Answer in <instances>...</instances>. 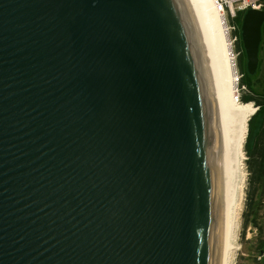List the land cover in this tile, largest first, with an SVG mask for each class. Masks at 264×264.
I'll return each instance as SVG.
<instances>
[{
	"label": "water",
	"instance_id": "1",
	"mask_svg": "<svg viewBox=\"0 0 264 264\" xmlns=\"http://www.w3.org/2000/svg\"><path fill=\"white\" fill-rule=\"evenodd\" d=\"M228 165L194 0H0V264H223Z\"/></svg>",
	"mask_w": 264,
	"mask_h": 264
},
{
	"label": "bare ground",
	"instance_id": "2",
	"mask_svg": "<svg viewBox=\"0 0 264 264\" xmlns=\"http://www.w3.org/2000/svg\"><path fill=\"white\" fill-rule=\"evenodd\" d=\"M194 1L205 28L219 79L228 132V175L231 171L234 174L244 162L243 150L247 138L248 124L250 118L256 113V108L253 103L244 104L237 99L240 93V78L238 76L236 55L226 16L218 12L215 0ZM234 194L235 191L229 187L228 180V233L223 264H232L231 254L235 249L231 237L234 222L233 209L236 202Z\"/></svg>",
	"mask_w": 264,
	"mask_h": 264
},
{
	"label": "rangeland",
	"instance_id": "3",
	"mask_svg": "<svg viewBox=\"0 0 264 264\" xmlns=\"http://www.w3.org/2000/svg\"><path fill=\"white\" fill-rule=\"evenodd\" d=\"M242 14L244 16L245 13ZM226 18L229 28L232 26L237 27V24L234 23L233 19H231V15L229 13L226 15ZM237 30L238 27L236 30L230 29V36L232 41L235 37L238 38L237 42L233 43V48L236 55L238 76L240 78L239 83L241 84L243 72L248 75L249 73L247 70V57L246 55H244V57L242 58V56L240 55L244 47L242 46V42L239 40L240 34L237 33ZM240 94L241 96H246L247 89H242L240 91ZM256 111L258 110L256 109ZM255 136V134L253 136L251 135L249 120L247 138L243 150L244 162L235 171L236 173L232 174L231 171L228 175L229 187L231 188V190L235 191L234 198L236 200L235 207L233 209L235 211H233V230L231 232L232 244L235 247L231 254L232 264H264V258L262 257V255H260V253L257 252V248L261 247V242L264 239V234L258 228V225L261 227L264 226V201L261 204V198H263V196H260L261 190L258 191L259 193L254 190L252 184V174L249 168V155L247 152V144L249 143L248 147L249 149H251L255 141ZM253 195H255L254 200L252 198ZM251 205H254L256 213L259 212V216L258 218L256 217V220H254L255 217L252 216L253 212L251 211L252 209H250ZM228 207L229 202L227 209ZM258 208H260L259 211Z\"/></svg>",
	"mask_w": 264,
	"mask_h": 264
},
{
	"label": "trees",
	"instance_id": "4",
	"mask_svg": "<svg viewBox=\"0 0 264 264\" xmlns=\"http://www.w3.org/2000/svg\"><path fill=\"white\" fill-rule=\"evenodd\" d=\"M243 14L239 13L234 23L237 24V33L240 34L241 38V25H242ZM239 40L241 41V39ZM241 43V42H240ZM243 46V45H242ZM242 58L245 55L244 49L240 53ZM260 61L258 66V71L254 76H250L243 72V78L241 79L240 86H244L247 89L246 96H242L241 101L243 103H253L255 106L259 107L256 114L250 119L251 135L255 136V141L253 147L249 149L247 144V152L249 155V168L252 174V184L255 191H260V196H263L261 204L264 199V26L262 29V42L260 45ZM259 193V192H258ZM253 200L255 195L252 196ZM253 212L252 216L256 220L259 216V212L256 213L254 205L250 206ZM260 208H258L259 211ZM255 213V214H254ZM257 217V218H256ZM259 230L264 234V226L258 225ZM257 252L264 256V239L261 242V247L257 248Z\"/></svg>",
	"mask_w": 264,
	"mask_h": 264
},
{
	"label": "built area",
	"instance_id": "5",
	"mask_svg": "<svg viewBox=\"0 0 264 264\" xmlns=\"http://www.w3.org/2000/svg\"><path fill=\"white\" fill-rule=\"evenodd\" d=\"M215 6L218 12L223 13L225 16L229 13L231 15V19H233L234 21V19L238 16L239 13H246L248 10L251 9H264V0H215ZM230 29L236 30L237 27L232 26L230 27ZM237 40L238 38L235 37L233 43L237 42ZM242 89L246 90V87L240 86L239 91H241ZM241 98L242 96L239 93V97L237 99L241 101ZM254 107L257 110L259 109V107L255 105Z\"/></svg>",
	"mask_w": 264,
	"mask_h": 264
},
{
	"label": "flooded vegetation",
	"instance_id": "6",
	"mask_svg": "<svg viewBox=\"0 0 264 264\" xmlns=\"http://www.w3.org/2000/svg\"><path fill=\"white\" fill-rule=\"evenodd\" d=\"M263 258H264V256H263Z\"/></svg>",
	"mask_w": 264,
	"mask_h": 264
}]
</instances>
